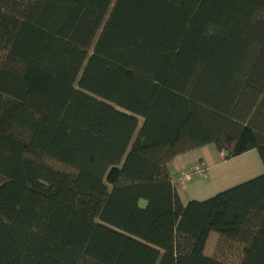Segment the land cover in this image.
Returning <instances> with one entry per match:
<instances>
[{
	"label": "trees",
	"instance_id": "16d2710c",
	"mask_svg": "<svg viewBox=\"0 0 264 264\" xmlns=\"http://www.w3.org/2000/svg\"><path fill=\"white\" fill-rule=\"evenodd\" d=\"M209 146L264 166V0H0V264H264V174L181 198Z\"/></svg>",
	"mask_w": 264,
	"mask_h": 264
},
{
	"label": "rangeland",
	"instance_id": "374dc122",
	"mask_svg": "<svg viewBox=\"0 0 264 264\" xmlns=\"http://www.w3.org/2000/svg\"><path fill=\"white\" fill-rule=\"evenodd\" d=\"M225 158L219 157L217 166L214 168H209L208 166L207 178L195 179L187 184L185 190L180 188V194L185 201L207 200L219 193L264 174V166L256 150L235 159L227 160ZM199 161L205 163L202 160ZM140 205L144 207L145 202L141 201Z\"/></svg>",
	"mask_w": 264,
	"mask_h": 264
},
{
	"label": "crops",
	"instance_id": "0c3cea01",
	"mask_svg": "<svg viewBox=\"0 0 264 264\" xmlns=\"http://www.w3.org/2000/svg\"><path fill=\"white\" fill-rule=\"evenodd\" d=\"M225 154L224 153H220L216 147L214 146H209L206 148H203L201 150L186 154L184 156L178 157L170 166V171L171 174L174 177H179L181 171H183L184 169H188L189 167H191L196 161L202 160L204 161L207 166H209V168H214L215 166H217V161L218 158H225ZM244 156V155H243ZM242 157V156H241ZM226 159V158H225ZM258 177V176H257ZM251 180V179H250ZM186 189V188H185ZM184 189V190H185ZM181 195V194H180ZM182 200L185 203L190 202L189 201H185L181 195ZM194 201V200H192Z\"/></svg>",
	"mask_w": 264,
	"mask_h": 264
},
{
	"label": "built area",
	"instance_id": "2783aa9c",
	"mask_svg": "<svg viewBox=\"0 0 264 264\" xmlns=\"http://www.w3.org/2000/svg\"><path fill=\"white\" fill-rule=\"evenodd\" d=\"M208 177V166L203 162H196L188 169L181 171L179 177H175V182L180 186L181 189H185L188 183L195 179H205Z\"/></svg>",
	"mask_w": 264,
	"mask_h": 264
}]
</instances>
